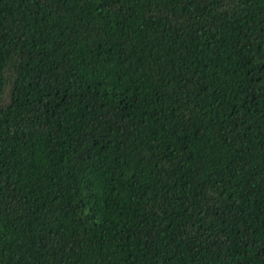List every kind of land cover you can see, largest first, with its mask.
<instances>
[{
  "label": "trees",
  "instance_id": "16d2710c",
  "mask_svg": "<svg viewBox=\"0 0 264 264\" xmlns=\"http://www.w3.org/2000/svg\"><path fill=\"white\" fill-rule=\"evenodd\" d=\"M0 264H264V0H0Z\"/></svg>",
  "mask_w": 264,
  "mask_h": 264
}]
</instances>
